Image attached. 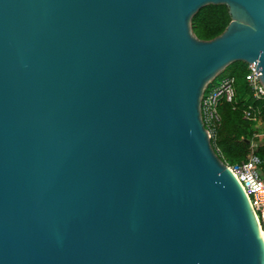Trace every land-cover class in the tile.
Instances as JSON below:
<instances>
[{
	"label": "water",
	"instance_id": "water-1",
	"mask_svg": "<svg viewBox=\"0 0 264 264\" xmlns=\"http://www.w3.org/2000/svg\"><path fill=\"white\" fill-rule=\"evenodd\" d=\"M235 62L264 86V0H0V264H264L202 115Z\"/></svg>",
	"mask_w": 264,
	"mask_h": 264
},
{
	"label": "trees",
	"instance_id": "trees-1",
	"mask_svg": "<svg viewBox=\"0 0 264 264\" xmlns=\"http://www.w3.org/2000/svg\"><path fill=\"white\" fill-rule=\"evenodd\" d=\"M230 21L231 16L227 6L209 5L202 8L194 16L193 31L200 39L211 40L222 34ZM232 67L234 70L231 76L236 78L240 99L245 95V92L240 95L239 90L242 86H245L246 93H248L245 80L248 65L244 62H235L228 68ZM247 103H252V100L250 99ZM220 113L222 126L217 140L213 142V146L220 158L231 165L243 162L251 153L248 141L253 140L254 135L258 134L259 136L256 138L258 148L255 152L261 158L264 167V108L257 122L246 119L242 108L234 110L233 105L226 102L220 107ZM258 215L264 229V211H259Z\"/></svg>",
	"mask_w": 264,
	"mask_h": 264
},
{
	"label": "built area",
	"instance_id": "built-area-1",
	"mask_svg": "<svg viewBox=\"0 0 264 264\" xmlns=\"http://www.w3.org/2000/svg\"><path fill=\"white\" fill-rule=\"evenodd\" d=\"M247 65L245 80L248 93L242 98L239 99L236 78L232 76L224 77L208 93L209 89L206 90L202 100V115L212 144L217 140L222 126L220 107L224 102L232 104L234 110L242 108L245 118L252 122H257L263 113L264 86L256 68L252 64ZM250 99L252 103L248 104L247 101ZM258 136L255 134L254 139L250 141L251 153L246 160L234 165L225 162L242 183L257 214L259 211H264V167L261 158L255 152L258 148L256 142Z\"/></svg>",
	"mask_w": 264,
	"mask_h": 264
},
{
	"label": "rangeland",
	"instance_id": "rangeland-1",
	"mask_svg": "<svg viewBox=\"0 0 264 264\" xmlns=\"http://www.w3.org/2000/svg\"><path fill=\"white\" fill-rule=\"evenodd\" d=\"M233 70H234L233 67H232V68H228V69H226L225 72H224L220 77H218V78H217V79H216V80H215V81L209 86V88H208L209 90H207V93H208L210 90H212L214 87H216V86L221 82L222 78L227 77V76H231ZM239 92H240V95H241V93H244V92H245V94H247V93H246V88H245V86H242V88H240Z\"/></svg>",
	"mask_w": 264,
	"mask_h": 264
}]
</instances>
